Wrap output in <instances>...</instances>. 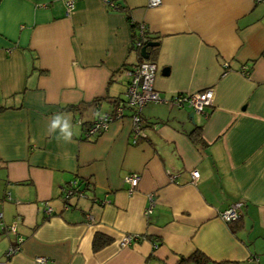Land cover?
I'll return each instance as SVG.
<instances>
[{"label": "crops", "instance_id": "crops-1", "mask_svg": "<svg viewBox=\"0 0 264 264\" xmlns=\"http://www.w3.org/2000/svg\"><path fill=\"white\" fill-rule=\"evenodd\" d=\"M72 1L66 12L65 0H0V264H197L195 251L202 264H264V4ZM131 21L156 42L160 96L212 88V105L189 116V106L148 102L136 138L124 106L87 137L85 121L124 104V70L148 59L130 49ZM57 112L72 117V143L47 134ZM72 181L84 195L65 204ZM236 201L239 220L223 221ZM16 216L22 242L6 257ZM95 233L109 238L98 250ZM125 233L137 238L120 246Z\"/></svg>", "mask_w": 264, "mask_h": 264}, {"label": "built area", "instance_id": "built-area-1", "mask_svg": "<svg viewBox=\"0 0 264 264\" xmlns=\"http://www.w3.org/2000/svg\"><path fill=\"white\" fill-rule=\"evenodd\" d=\"M107 4L112 5L108 0H104ZM258 3L264 4V0H255ZM161 0H148L149 6L159 5ZM66 12H69L73 7L72 0H65ZM143 27V25H141ZM141 41H137L136 45H140ZM124 73L127 77L126 88H125V99L124 104H117L112 110L105 111L99 114L93 119L91 124L86 130V134L101 133L105 131L109 124L113 120H119L125 117L124 106H127L131 113L130 118L133 121V136L139 135L141 130V117L140 110L148 102H169L178 107L183 105L189 106L193 112L198 114H206V107L211 106L213 102V89L206 88L201 91L189 92V93H175L169 98H162L158 90L154 86V79L156 74V64L154 61L149 59H142L137 61L136 64L126 68ZM103 117V118H101ZM134 142V140H133ZM191 181L195 182L199 177V172L196 169L190 171ZM174 176L170 175V179ZM139 177L137 174L130 173L125 177V181L128 183L129 191H132L138 183ZM73 195L83 196V191L79 189L75 181L70 182L69 186L63 190V198L66 201ZM151 199V198H150ZM152 202V199H151ZM151 205L147 207L146 212H150ZM46 211L49 213L50 208L46 207ZM242 202L236 201L229 204L225 209L218 212V216L225 222H231L238 219L241 216ZM1 216V212H0ZM20 219L16 216L15 220L11 222L7 229L8 231L15 234L13 242L8 246L5 251V256L10 257L17 251H19L22 237L17 234L16 222ZM137 235L132 233H125L120 241V246H126L136 239ZM37 263H43L47 261L44 256H38L35 258Z\"/></svg>", "mask_w": 264, "mask_h": 264}, {"label": "trees", "instance_id": "trees-1", "mask_svg": "<svg viewBox=\"0 0 264 264\" xmlns=\"http://www.w3.org/2000/svg\"><path fill=\"white\" fill-rule=\"evenodd\" d=\"M108 1H110L111 3H112V5H109L110 6V8H113V9H123L124 11H126L125 10V8H120L119 6H118V4H116L115 3V0H108ZM138 28V30H140V33L139 34H136L135 33V28ZM131 29H132V42H131V46H130V49H133V50H135L136 52H137V54H139L140 53V48H141V46H143L144 44H146V42L147 41H145L144 40V36L145 37H147V39L149 38L148 36H146V30H145V28H144V26L143 27H141V24H136V22H134V21H131ZM137 31V30H136ZM137 41H141V44L140 45H136V42ZM154 48L155 47H153V46H147V51H148V59H150L151 60V56H150V51H154ZM140 60H142V58L139 56V60L138 61H140ZM123 99H119V100H115V101H113V105H116V104H119V103H121V101H122ZM99 102H100V99H98V98H95V99H93L91 102H89V103H87V104H91L93 107H96V106H98L99 105ZM87 104H85V105H83V104H81V103H78V104H68V105H66V106H64V108L63 109H68V110H72V111H80L81 109H82V107H85ZM82 106V107H81ZM109 111V110H108ZM99 115V114H98ZM97 115V116H98ZM96 116V117H97ZM95 118V117H94ZM93 118V119H94ZM93 119L92 120H90L89 122L88 121H85L84 122V130H85V133H86V130H87V128H88V126L91 124V122L93 121ZM100 133H94V134H86V136L87 137H89V136H98ZM237 220H239V218L238 219H236V220H234V221H231V222H229V223H233V222H236ZM109 242V238L107 237V236H105L104 234H102V233H95L94 234V236H93V238H92V248H93V250H98V249H100L101 247H103L105 244H107ZM203 255L201 254V253H199V252H197V251H195L193 254H191L190 256H189V259H192L195 263H197V264H202V262H203Z\"/></svg>", "mask_w": 264, "mask_h": 264}, {"label": "clouds", "instance_id": "clouds-1", "mask_svg": "<svg viewBox=\"0 0 264 264\" xmlns=\"http://www.w3.org/2000/svg\"><path fill=\"white\" fill-rule=\"evenodd\" d=\"M47 134L56 139L57 142L72 143L75 129L72 124L71 115L63 112L54 113L49 119Z\"/></svg>", "mask_w": 264, "mask_h": 264}, {"label": "water", "instance_id": "water-1", "mask_svg": "<svg viewBox=\"0 0 264 264\" xmlns=\"http://www.w3.org/2000/svg\"><path fill=\"white\" fill-rule=\"evenodd\" d=\"M156 42H153V41H148L146 42V44H144L143 46H141L140 48V55L143 57V58H148V51H147V46H153L155 45ZM163 71H167V69L165 68ZM189 116H193V111H191L189 113Z\"/></svg>", "mask_w": 264, "mask_h": 264}]
</instances>
